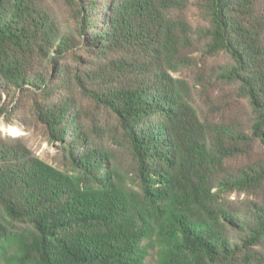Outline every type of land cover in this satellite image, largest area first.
<instances>
[{"label":"trees","instance_id":"obj_1","mask_svg":"<svg viewBox=\"0 0 264 264\" xmlns=\"http://www.w3.org/2000/svg\"><path fill=\"white\" fill-rule=\"evenodd\" d=\"M0 264H264V0H0Z\"/></svg>","mask_w":264,"mask_h":264},{"label":"rangeland","instance_id":"obj_2","mask_svg":"<svg viewBox=\"0 0 264 264\" xmlns=\"http://www.w3.org/2000/svg\"><path fill=\"white\" fill-rule=\"evenodd\" d=\"M0 131L3 134H11L14 136L25 135L29 138L30 144L37 151V153L46 160L53 161L56 154V148L48 142H43L40 135L34 132L22 130L16 126L7 125L0 118Z\"/></svg>","mask_w":264,"mask_h":264}]
</instances>
